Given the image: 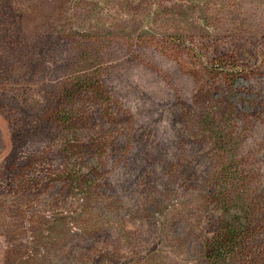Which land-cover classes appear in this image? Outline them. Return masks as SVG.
Instances as JSON below:
<instances>
[{
  "label": "rangeland",
  "instance_id": "rangeland-1",
  "mask_svg": "<svg viewBox=\"0 0 264 264\" xmlns=\"http://www.w3.org/2000/svg\"><path fill=\"white\" fill-rule=\"evenodd\" d=\"M232 206L264 264V0H0V264H208Z\"/></svg>",
  "mask_w": 264,
  "mask_h": 264
},
{
  "label": "trees",
  "instance_id": "trees-1",
  "mask_svg": "<svg viewBox=\"0 0 264 264\" xmlns=\"http://www.w3.org/2000/svg\"><path fill=\"white\" fill-rule=\"evenodd\" d=\"M229 61L231 60L227 57L222 59V62L225 65L227 63H232ZM243 71V69H237L235 72H230L227 76L234 77L238 75L245 77ZM89 86L91 85L84 84V82L82 84L75 83L70 89L68 88V92L75 96L78 94L86 95L87 93H94V89H90ZM100 90L101 89L98 87L95 90V93H99ZM71 119H73L72 116ZM67 121H70V119L68 118ZM223 177L232 182L238 181L246 183L247 185L252 183V176L249 174V170L244 169L243 167L241 168L239 165L235 167L230 166V168L226 165ZM80 180L81 179L78 178V181ZM236 208L238 209L237 212H232ZM254 227L255 224L250 220L248 212H244L239 206H232L223 217L218 235L208 242V264H244V261L247 262L251 260L253 257V251L248 250V248H250L254 240Z\"/></svg>",
  "mask_w": 264,
  "mask_h": 264
}]
</instances>
